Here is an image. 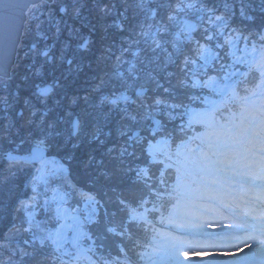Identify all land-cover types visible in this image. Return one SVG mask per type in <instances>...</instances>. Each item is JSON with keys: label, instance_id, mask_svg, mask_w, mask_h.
<instances>
[{"label": "snow or ice", "instance_id": "snow-or-ice-1", "mask_svg": "<svg viewBox=\"0 0 264 264\" xmlns=\"http://www.w3.org/2000/svg\"><path fill=\"white\" fill-rule=\"evenodd\" d=\"M155 4V7L152 5ZM255 0H137L136 7L144 13L143 20L136 21L128 29V36L125 37L121 43V53L129 52L133 45L138 48L137 52H133V56H139L141 51L145 52L144 59L140 60V64L151 69L147 72L148 78L156 80L153 72H164L167 76L173 75L167 72L169 64L175 63L173 60L174 54L183 55L181 61L183 67L181 71L189 69V65H198V70L203 69L204 75L207 79L200 85L199 80H195L192 87L202 86L210 88L218 100H211L208 103V108L197 115L201 117L198 120L202 124L204 131L197 134L195 139L200 140V144L195 150L192 157L193 168L190 174L189 186L186 191L177 192V203L173 205V211L169 214L168 222L180 233H197L202 232L207 221L203 217L207 215H217L221 217V228H223V218L226 216L238 215V209L233 206L235 197L233 193L236 190L248 188L249 190L256 191L259 195L256 197L258 207L253 211L260 212L259 216H250L248 213H239L241 225H232L235 232H249L256 230L264 234V27L257 29L250 28L247 24L235 25L234 18L237 12L243 20L255 23V17L250 15V12L256 10L261 14V19L264 21V0H260L255 4ZM39 4H34L33 8L38 9ZM113 8L115 5L112 6ZM161 10L166 11L167 21L172 22L173 27H178L179 30L170 33L169 24L152 23L159 15ZM194 10L200 15L197 19L200 21L202 27V39H195L192 36L193 31L196 30L197 25L189 23L187 20H178L179 13H186ZM60 11H66L61 8ZM106 13L111 9L105 8ZM126 11V10H125ZM127 16L123 12L118 13ZM38 18V17H37ZM135 19V18H134ZM163 19V17L161 18ZM117 26L120 31H125L124 25L117 21ZM167 35H172L173 39H166ZM141 37L142 39H137ZM143 42L144 48L139 49V45ZM127 43V47L124 44ZM189 43L192 45L190 51L195 54V59L183 52L182 45ZM88 41L85 40L81 47H86ZM171 45L173 51L169 52L167 45ZM239 44H243V48H238ZM34 47V45H33ZM235 49V51H232ZM239 51L241 55H236ZM43 55L48 56L45 52ZM107 55H114L111 47L104 50L101 58H106ZM232 57L231 63L228 58ZM52 58L49 57V60ZM115 59L120 62L121 57L116 56ZM129 63L126 69L127 76L124 72L117 71L116 75L121 79V82L132 87L129 80L135 82L139 78V69L137 64ZM72 63L71 60L68 61ZM240 66V67H238ZM241 67H246L247 71H241ZM209 70L216 72L218 76L208 75ZM259 73L258 82L255 88H243L244 95L240 94L239 86L245 84L249 74L253 71ZM223 73V75H219ZM195 75V73H193ZM237 77V79H233ZM243 77V79H239ZM105 81L100 78L99 84L96 85L95 90L100 91L105 85ZM182 85H186V81H180ZM157 88H163L164 92H169V89L164 87L159 81H156ZM39 88V86H37ZM50 89H40V94L47 93ZM137 95H140L138 92ZM87 101V97H84ZM127 100V97H125ZM192 99H199V97H192ZM107 102L111 105L118 104V98L108 96L101 97V103ZM134 103V102H133ZM156 105L165 104L166 108H177L179 105H167L165 101L157 98ZM234 105L236 111L228 108L229 116L223 123H220L215 118V114L220 110V106ZM125 115L133 121L136 120L135 116H130L127 109H121ZM34 114V113H33ZM169 119H175L171 113H166ZM43 122V121H42ZM159 123V121H156ZM49 129H54L55 124L49 122L47 124ZM73 135L79 130V121L73 122ZM60 135V133L49 132V135ZM101 130L97 129L93 139L99 140L101 144L104 143L100 140ZM120 135H125L122 131ZM132 138L129 137V140ZM44 140L31 150L30 155L27 157H16L11 152L6 153V158L10 162V166L23 163L25 165L39 164L40 167L36 169L38 176L33 177V195L26 200H20L17 211L23 209L27 214L28 223L34 225L44 235L40 236V244L43 247L45 241H50L56 246L57 250L63 248L65 243L69 242L67 231L72 232L71 244L73 248L77 249L74 255L71 252H64V255L72 257V264H77L81 257V253L85 254L91 252L92 249H83L80 241L87 237V233L83 231V226L95 214V208L86 209L87 215L83 220L79 215H70L69 208L65 205L68 204L71 193L69 191H62L60 187L49 188L50 182L54 178L60 177L66 170L64 165L56 162L49 161L44 156ZM139 143V141H137ZM133 147L131 144L122 146L120 150L121 157H136L135 151L128 149ZM114 149L109 148L108 152L111 153ZM123 163V160L121 161ZM141 174L147 176L146 169H140L137 176ZM209 176L213 178L208 179ZM178 187L180 177H177ZM43 185L44 192L49 190L52 192L51 199H45L43 207L48 211L50 206H55V220H64L65 223L61 225V229L55 233L42 228L41 224L46 223L43 221L35 220V209L37 207L38 195L37 186ZM70 188L74 186L69 185ZM91 199V198H89ZM182 200L184 201L183 208L181 209ZM147 200H141L140 206L143 207ZM123 203V201H121ZM31 209V210H30ZM155 210V209H154ZM76 209H71V212H76ZM149 211L145 209V212ZM115 215V214H113ZM131 220L122 225V231L117 232L114 227H107L106 231L113 233L120 237H127L131 242V248H139L141 245L135 238L134 233L131 231L132 220L137 219L139 216L143 220L144 225L149 222L143 213L137 214L133 209L130 213ZM71 220V223H67ZM139 227V225H137ZM67 230V231H66ZM19 231V229H16ZM30 231V229H24ZM37 237L33 234V239ZM8 240V234L5 233V241ZM25 244L29 242L24 241ZM182 241L177 240L172 243L167 251L168 258L171 259L177 251ZM4 242H0V247H5ZM120 252L125 255V247L118 245ZM139 253L141 258L148 255L150 264H156L152 259L153 254ZM34 252H29L26 249H20L21 260L26 256H34ZM104 264H110L108 260L101 257ZM11 261V257H9ZM36 264H43V258L36 260ZM64 264V262H62ZM92 264H95L93 261ZM126 264H132L131 260H127Z\"/></svg>", "mask_w": 264, "mask_h": 264}, {"label": "trees", "instance_id": "trees-1", "mask_svg": "<svg viewBox=\"0 0 264 264\" xmlns=\"http://www.w3.org/2000/svg\"><path fill=\"white\" fill-rule=\"evenodd\" d=\"M72 1V0H56ZM79 2L77 5L69 6V13L66 17L70 18V26L73 24L75 28L72 30V35L77 33L81 39L83 36L82 26L84 22H91V24L97 25L95 29H106V22H112L117 14V19L120 24L124 25L125 31H119L120 44L125 36H128V29L136 21L143 20L144 13L136 7L137 0H102V3H96L94 0H73ZM94 2V3H93ZM260 0H255V4H258ZM254 4V6H255ZM111 9L106 13L104 9H98L96 7L103 8L104 6ZM115 5L117 8L112 9ZM155 7V4L152 5ZM126 10V11H125ZM123 12L127 16V20L124 16L118 15ZM108 16H107V15ZM253 15L255 23L243 20L237 12V16L234 18L235 25L247 24L250 28L259 29L264 27V21L261 19V14L258 10L250 12ZM200 15L194 10L186 13H179L177 19L181 20L184 17L194 19L199 23V29L194 35L195 39H202V27H200V21L197 16ZM163 17V19H161ZM77 18H82V22ZM135 18V19H134ZM113 19V20H112ZM99 22L102 26L99 25ZM152 23H164L169 24L170 33L177 31L178 27H173L172 22L167 21L166 11L161 10L159 15ZM106 24V25H105ZM72 25V26H73ZM71 26V27H72ZM108 27V26H107ZM110 30L115 29L112 25L109 26ZM81 33V34H80ZM105 36V33H102ZM111 34V33H110ZM77 37L74 36L73 39ZM137 39H142L137 37ZM166 39L172 40V35H167ZM75 43L73 48H75ZM126 45V43L124 44ZM121 46V45H120ZM127 47V46H125ZM145 46L143 42L139 45V49H143ZM192 45L185 43L182 45L183 52L196 58L195 54L190 51ZM77 49V48H76ZM75 49V50H76ZM138 49V48H137ZM168 51L172 52L171 45H168ZM145 52L139 53V63L141 59H144ZM183 55L174 54L173 60L175 63L169 64L167 68L168 73L173 75L167 76L164 72H153L156 80L148 78L147 72L151 69V65L145 68L140 64V80L138 87H145L148 89V102L143 103L142 106H138L136 103H131L126 107L130 116H135L136 120L144 118L145 124H150V127H138L141 128V137L137 140H129L132 138L133 130H123L125 135H120L122 131H118L114 127L120 126L121 122H126L129 127L137 124V121H133L128 115L124 116L118 111L115 116V111H111L109 119L106 120L107 124H111L110 134L101 133L100 140L104 143L101 144L99 140L93 139L92 135L84 136L80 142L78 149H73L68 152L69 157H72L70 162V174L68 178H65V184L63 189L71 193L73 203H79L82 206L83 202H88L89 205L96 207V213L88 221L87 234L91 239H86V244L92 249V253L96 255L98 264H104L101 257L104 260H108L110 264H124L127 260H131L132 264H150L148 255L141 256L139 253L152 254L151 248H156L155 244L159 242L158 235L160 229L156 225H152L149 221L147 225H144L143 220L137 216V219L132 220L131 231L134 233L135 238L138 240L141 247L132 249L131 242L127 237H120L113 233L106 231L107 227H114L117 232L122 231V225L127 224L131 220L130 213L133 209L140 210L144 214L155 221L157 224H167L168 217L171 211L172 200L169 196H166L168 191L166 186L174 189L175 185L172 184V178L174 170L169 166H165L162 163L150 162L147 152L148 141L155 140L159 136H171L174 141L186 139L187 135L192 136L193 144H199L200 140L195 139L198 133H200V126L197 124H185L180 123L178 117H183V111L188 108L200 106L203 101L201 97V91L199 86L192 87L195 80H205L207 76L204 75L203 69L198 70L197 65H189V69L181 71L183 67L181 61ZM232 57L228 58V62L231 63ZM239 67V66H238ZM195 73V75H193ZM216 72L209 70L208 75H213ZM217 74V73H216ZM223 73H220V75ZM186 81V85H182L180 81ZM35 80H32V85H35ZM156 81H159L164 87L169 89V92H164L163 88H157ZM242 89L248 86H241ZM133 87L132 90L134 91ZM125 91L128 92V85L125 84ZM205 91V92H204ZM202 93L205 95L211 94L210 90H204ZM134 93V92H133ZM131 94V93H130ZM192 97H199V99H192ZM159 98L167 105H179V107L166 108L165 104L156 105L155 100ZM166 113H171L175 119L170 120ZM180 113V115L178 114ZM156 115L157 118L162 120L161 130L159 132H152V119ZM116 123H115V122ZM178 122V123H176ZM139 141V143H137ZM133 143V147L129 148V151H135L136 157H121L120 150L122 146ZM58 145L53 146L57 148ZM114 150L109 153L108 149ZM4 149L0 148L3 152ZM54 154L64 157L65 152H59L58 148L52 151ZM192 155V152H191ZM123 160V163L121 162ZM10 166L6 162L0 160V170H5L4 173H0V242L6 244L5 247H0V264H36V260L43 258V264H72L70 261H66L57 255L53 248L47 245L41 247L40 244V232L34 225H30L27 222L26 213L23 209L17 211V207L20 200H26L31 191V184H27V179L34 175V172H22L20 173L21 185L18 188H10V183L4 178V174L8 172ZM140 169L147 170V176L141 174L137 176V172ZM6 176V175H5ZM55 183V182H54ZM53 185V184H52ZM69 185L74 186L70 188ZM5 186V187H4ZM4 188V189H3ZM85 191V193H83ZM91 198V199H89ZM147 200L148 202L140 206L141 200ZM123 201V203H121ZM145 209L149 211L145 212ZM155 209V210H154ZM39 218H44L46 223H42L41 227L50 231L49 227H56L54 223L53 215L51 212L48 214L44 212L43 208L40 210ZM115 214V215H113ZM87 214H84L86 216ZM169 224V223H168ZM139 225V227H137ZM19 229V231H16ZM24 229H30V231H24ZM5 233L8 234V240L5 241ZM35 233L36 239H33ZM27 240L29 243L25 244ZM118 245L125 247L126 255L120 252ZM20 249H26L29 252H34V256H26L21 260ZM11 257V261H9ZM152 259L156 262L159 258L152 256Z\"/></svg>", "mask_w": 264, "mask_h": 264}, {"label": "flooded vegetation", "instance_id": "flooded-vegetation-1", "mask_svg": "<svg viewBox=\"0 0 264 264\" xmlns=\"http://www.w3.org/2000/svg\"><path fill=\"white\" fill-rule=\"evenodd\" d=\"M77 3L61 1L51 5H40L45 10L37 15L39 19L26 34L29 36L25 41L30 42L24 47L26 52L29 51V55L20 53L18 57L14 79L16 82H13L15 85L9 90V86L2 83L3 89L8 91L0 94V144L7 147V151L12 154L30 155L33 147L41 140L45 142L42 147L48 151L49 144H54L57 140L64 142L68 137L92 132L91 116L101 107L99 91L95 90L96 85L102 77L107 81L105 86L108 91V74L111 76V84H115L112 78L117 73V67L121 65L123 57L117 30L111 32L109 22H106L108 26L106 29L98 31L95 29L97 25L82 23L84 41L87 40L88 44L84 49L81 47L83 42L78 46L80 50L70 47L78 41L73 42L70 37V18H64L62 14L69 12L68 6ZM61 8H65L66 11H60ZM57 24H62L63 27ZM99 25L102 26L100 22ZM102 33H105V36ZM110 33L114 34L113 37ZM60 34H63L60 41L67 42L68 52L65 51V44L62 49L57 48ZM111 43L115 48L110 46ZM108 47H111L114 55L101 58ZM45 52L48 56L43 55ZM116 56L121 57L120 62L115 59ZM49 57L52 59L49 60ZM69 60L72 61L71 64L68 63ZM32 80H35V85H32ZM18 88L21 99L16 97L17 101L14 102L12 101L14 95L9 93ZM44 88L50 90L41 95L40 89ZM84 97H87V101ZM96 102H99L98 108ZM74 121H79V130L75 135ZM49 122L55 124L54 129L47 127ZM50 131L60 135H49ZM37 165L29 166L36 168Z\"/></svg>", "mask_w": 264, "mask_h": 264}, {"label": "rangeland", "instance_id": "rangeland-1", "mask_svg": "<svg viewBox=\"0 0 264 264\" xmlns=\"http://www.w3.org/2000/svg\"><path fill=\"white\" fill-rule=\"evenodd\" d=\"M80 3H83V1H81ZM75 5H77V4H75ZM43 10H45V9L40 7V9L34 8L32 11H30V13H29L30 23H29V25L27 27V28H29L28 30L32 29V25H34L36 20L39 19V17H38L39 15L38 14L40 12H42ZM66 16H67L66 13H64V15H62V17H64V18ZM77 19L82 20V18H77ZM87 23L89 25L91 24V22H89V21ZM62 24H59V25L57 24V25L59 27H63ZM79 28L83 29V26H79ZM63 34H60V36L58 37L59 38V42L57 43V45H58L57 48L58 49H62L63 48L62 46L65 44L64 45L65 51L68 52L69 51L68 50V45H66L67 42L64 41V40H62V42L60 41L61 40L60 37L63 38ZM28 36L29 35H26L24 37V40L22 41V44H21L20 49H19V50H21L20 52L22 54L27 53V55H29V51L26 52V50H25L26 47H24V45H26V44L28 45L29 42H30V41H25V40H28ZM70 37H72V36H70ZM58 38H57V40H58ZM19 55H20V53H19ZM16 69H17V67L15 66L12 72L15 73ZM13 81H14V83L16 82L14 79H13ZM1 83L2 82L0 81V84ZM12 85L13 84L11 83V85L9 86V90L12 87ZM13 93L19 94V92L17 90H14V92H11L9 94L13 95ZM0 94H5V93L2 92ZM211 100H218V99H209V98L207 99V101H211ZM12 101L15 102L17 100L15 98H12ZM206 104L208 106L207 102H206ZM170 120H172V119H170ZM154 126H155V122L153 124L152 130L154 129ZM114 128L117 129V130L119 129L118 125H116ZM161 129H162L161 125L158 123V126H157L156 130H161ZM149 143H150V146H149V149H148V154H150V156L153 159H156V157L158 155H160V154H164V152L166 150V145H167L166 144L167 142L165 140H162V139L158 140V141L155 140V141H150ZM57 148H58L59 152H63V153L66 152V151L68 152V148L63 149L60 146H58ZM65 154L66 155L64 156V158L67 161L66 160L63 161L62 158H61L62 161H60L59 158L57 160L56 158H53V157H49L50 159H48L49 161H56V162L64 165V168H65L66 171L60 177L55 178L56 180L52 181V184L55 185V186H52V188L60 187V189L62 191H66L62 187L65 184V181H66L65 178H67L69 176V173H70V171H69L70 168L68 166V164H69L68 161L70 159L72 160V157H69L68 153H65ZM52 155H54V154H52ZM38 175L39 174L37 173V176ZM212 178H213L212 176H209V180H211ZM241 190L243 191V193H245L244 197H240V202H242V204H244V205L243 206H237V205L233 204V206L238 209V217L240 218L239 213H248V215L253 216V213L251 211L254 208L258 207V203L256 201V197L259 195V193L256 192V191L249 190L248 188H243ZM37 192L42 193L43 196L42 197L38 196L37 207L35 209V220L36 221L45 222L46 220L44 218L40 219V218H37V217L40 214V208L43 207L42 205H43L44 200L45 199H51L52 192L50 194H48L49 191L47 193H45L43 185H38L37 186ZM235 194H237V193H233V196ZM30 195H31V193L28 195V197H30ZM25 199H27V198H25ZM183 204H184V201L181 203V207L182 208H183ZM65 207L69 208V210H70L69 214L70 215H79L81 220H83L85 218L84 214H87L86 209H91V208H95L96 209L95 206L89 205L88 202H83L82 206L79 205V203H73L72 198H70L68 204L65 205ZM245 208L251 209V210H249V212H245ZM71 209H76L77 211L73 213V212H71ZM43 210H44V207H43ZM49 212H51L52 215L55 217V206L54 205L50 206L49 210L46 211L47 214ZM95 213H96V210H95ZM258 213H260V212H258ZM214 218L217 219L218 216L217 215H207V216L203 217V219H205L207 221V223L205 224L202 232L199 233L200 235H203L204 233L212 234V233H216V232H219L218 234H220L224 230H230V231H233V232L230 233V234L221 235L222 237H220V236L214 237V240L209 242L207 244V247H206V245L203 244V242H204L203 239L192 240V242L184 240V239H181L180 241H182V243H180V245H179V247L177 249V251H179L181 256L182 255L186 256V258H189L192 261H195L194 264H220V263L226 261V258H231V256L233 254H235L236 252H241V255H242L244 252L249 251L251 249V246H254V245L258 244V243H259V245L261 247L263 246V248H264V234H261L260 232H258L256 230H252V231H249V232H235V230L232 229V225H234V224L238 225V226H243V225L237 224L234 221L230 222V223L229 222L228 223L224 222L223 223V228H221V222L216 223L214 221ZM219 218H220V216H219ZM71 222H72L71 220L67 221V223H71ZM54 223L57 224L56 227H54V228L49 227L50 231L53 232V233H55L56 231L60 230L61 229V225H63L65 223V221L64 220H55ZM89 225H90L89 222H86L84 224V226H83V231L84 232H87V226H89ZM178 234L179 233L177 232L176 235H178ZM42 235H44V233L40 234V236H42ZM67 235L69 237V242L65 243L63 248H61L60 250H57L56 246L53 245L50 241H45L44 245H47L50 248H53L54 251L58 252L61 256L68 257V258L72 259V257L64 255L65 251L71 252L74 255L77 252V249L73 248V246H72V244L70 242L71 237L73 235L72 232L71 231H67ZM87 236H88V234H87ZM86 238L87 237H85L84 239H82L80 241L83 249H88L89 248L88 244H86ZM202 240H203V242H202ZM198 243H200V245ZM86 256L89 257L90 259L85 258V254L81 253V257H80L79 260L80 261H85L88 264H92V262L94 261L92 251L91 252H87Z\"/></svg>", "mask_w": 264, "mask_h": 264}, {"label": "water", "instance_id": "water-1", "mask_svg": "<svg viewBox=\"0 0 264 264\" xmlns=\"http://www.w3.org/2000/svg\"><path fill=\"white\" fill-rule=\"evenodd\" d=\"M53 1L0 0V77L9 80L12 76L11 71L17 62L18 49L28 22L29 10L34 4ZM138 92L142 95L145 90Z\"/></svg>", "mask_w": 264, "mask_h": 264}, {"label": "bare ground", "instance_id": "bare-ground-1", "mask_svg": "<svg viewBox=\"0 0 264 264\" xmlns=\"http://www.w3.org/2000/svg\"><path fill=\"white\" fill-rule=\"evenodd\" d=\"M260 250H262L261 247H258V248H255V249H251V251H255V252H259ZM240 254H241V252H238V253L236 254V257L239 256ZM227 263H228V262H227ZM232 264H235V263H232Z\"/></svg>", "mask_w": 264, "mask_h": 264}]
</instances>
